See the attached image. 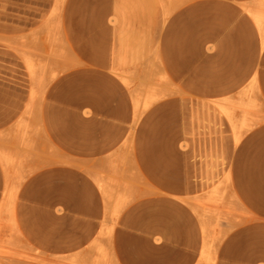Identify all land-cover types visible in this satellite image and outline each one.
Segmentation results:
<instances>
[{"label": "rangeland", "instance_id": "rangeland-1", "mask_svg": "<svg viewBox=\"0 0 264 264\" xmlns=\"http://www.w3.org/2000/svg\"><path fill=\"white\" fill-rule=\"evenodd\" d=\"M155 6L158 24L117 26L121 55L92 56L101 0H0V264H230L223 246L264 224V0ZM70 111L102 116L86 134L110 152L78 172L105 180L106 209L87 246L52 255L24 240L20 193L55 162L39 116Z\"/></svg>", "mask_w": 264, "mask_h": 264}, {"label": "crops", "instance_id": "crops-1", "mask_svg": "<svg viewBox=\"0 0 264 264\" xmlns=\"http://www.w3.org/2000/svg\"><path fill=\"white\" fill-rule=\"evenodd\" d=\"M101 9L100 15L88 18L89 23L103 26L100 30L103 35L101 42L93 40L87 48L92 51V56H117L121 54L111 51L131 47L125 40H119L123 29L117 26L159 23L155 0H101ZM257 22L260 23L259 20ZM188 44L184 42L183 49ZM82 110L88 109L84 107ZM84 111L50 117L53 123L49 121V124H46L44 116H39L51 136L55 162L47 165L39 156L37 175L26 178L22 183L18 216L24 240L30 247L52 255L67 254L87 246L99 231L105 214L103 191L99 187V184H105V180L100 182L79 176L78 168L79 160L88 159L86 154L110 152L109 142L104 147L101 140L93 148L86 134L88 124L101 120L102 116ZM58 122H64V125ZM79 130L85 133L80 140ZM41 144L39 142V155L43 151ZM158 147L161 149V146ZM165 162L168 167V161ZM13 183L12 177L0 172V209L8 195L4 193L10 191ZM245 232L247 234L237 236V240L232 236L223 246V258L230 264H264V224L247 226Z\"/></svg>", "mask_w": 264, "mask_h": 264}, {"label": "bare ground", "instance_id": "bare-ground-1", "mask_svg": "<svg viewBox=\"0 0 264 264\" xmlns=\"http://www.w3.org/2000/svg\"><path fill=\"white\" fill-rule=\"evenodd\" d=\"M62 6V5H61ZM56 9V8H55ZM57 12V11H56ZM37 93V92H36ZM211 250V249H210ZM212 252L211 253H213V250H211ZM209 255H212V254H209ZM214 259V258H213ZM205 260H206V258H205ZM211 260V259H210ZM206 264V263H205Z\"/></svg>", "mask_w": 264, "mask_h": 264}]
</instances>
